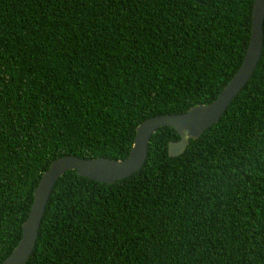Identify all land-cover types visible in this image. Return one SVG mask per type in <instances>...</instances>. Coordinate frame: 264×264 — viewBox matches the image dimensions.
Here are the masks:
<instances>
[{"label":"trees","instance_id":"obj_1","mask_svg":"<svg viewBox=\"0 0 264 264\" xmlns=\"http://www.w3.org/2000/svg\"><path fill=\"white\" fill-rule=\"evenodd\" d=\"M253 0H0V264L55 158L127 157L139 123L213 101L241 65ZM264 28V25H263ZM66 171L25 264H264V38L254 73L185 151Z\"/></svg>","mask_w":264,"mask_h":264},{"label":"water","instance_id":"obj_2","mask_svg":"<svg viewBox=\"0 0 264 264\" xmlns=\"http://www.w3.org/2000/svg\"><path fill=\"white\" fill-rule=\"evenodd\" d=\"M264 0H253L251 31L241 65L209 103L191 106L182 113L159 114L146 118L135 130L133 144L127 157L82 158L66 154L52 160L42 173L33 191V202L22 223V235L11 253L1 264H25L31 256L40 223L57 180L66 171L75 170L78 175L103 183H114L138 171L144 164L151 136L158 128L170 126L179 134V139L168 142V155L178 156L187 148L190 139L198 138L203 131L218 122L228 105L244 88L259 62L264 38Z\"/></svg>","mask_w":264,"mask_h":264}]
</instances>
